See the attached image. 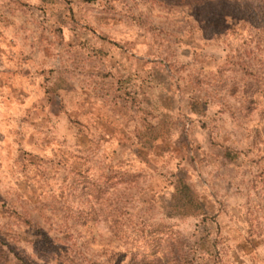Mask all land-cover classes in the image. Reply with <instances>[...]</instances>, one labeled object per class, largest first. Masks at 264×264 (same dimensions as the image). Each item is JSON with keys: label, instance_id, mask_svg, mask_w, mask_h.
<instances>
[{"label": "rangeland", "instance_id": "obj_1", "mask_svg": "<svg viewBox=\"0 0 264 264\" xmlns=\"http://www.w3.org/2000/svg\"><path fill=\"white\" fill-rule=\"evenodd\" d=\"M0 264H264V0H0Z\"/></svg>", "mask_w": 264, "mask_h": 264}, {"label": "trees", "instance_id": "obj_2", "mask_svg": "<svg viewBox=\"0 0 264 264\" xmlns=\"http://www.w3.org/2000/svg\"><path fill=\"white\" fill-rule=\"evenodd\" d=\"M197 105L199 104L196 101L192 103V107H196ZM168 210H170L171 215L180 217L195 215L201 210L200 204L196 201L190 188L182 179H179L174 186Z\"/></svg>", "mask_w": 264, "mask_h": 264}]
</instances>
